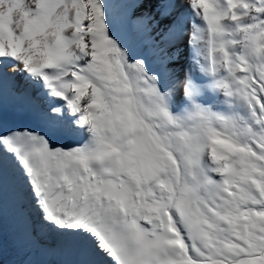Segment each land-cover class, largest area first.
Here are the masks:
<instances>
[{
    "label": "snow or ice",
    "instance_id": "6c2138e0",
    "mask_svg": "<svg viewBox=\"0 0 264 264\" xmlns=\"http://www.w3.org/2000/svg\"><path fill=\"white\" fill-rule=\"evenodd\" d=\"M8 95L39 129L0 131L31 247L264 264V0H0Z\"/></svg>",
    "mask_w": 264,
    "mask_h": 264
},
{
    "label": "bare ground",
    "instance_id": "6f19581e",
    "mask_svg": "<svg viewBox=\"0 0 264 264\" xmlns=\"http://www.w3.org/2000/svg\"><path fill=\"white\" fill-rule=\"evenodd\" d=\"M120 3L122 0H113ZM187 53L182 57L185 60ZM0 106V131L22 130L24 127L39 130L31 118L18 108L10 95L2 98ZM68 142L65 141V144ZM11 171V168H10ZM0 256L8 264H74L76 257L68 251L58 249H36L27 244L21 235L13 201L9 196L0 211Z\"/></svg>",
    "mask_w": 264,
    "mask_h": 264
},
{
    "label": "rangeland",
    "instance_id": "374dc122",
    "mask_svg": "<svg viewBox=\"0 0 264 264\" xmlns=\"http://www.w3.org/2000/svg\"><path fill=\"white\" fill-rule=\"evenodd\" d=\"M0 260H2V264H8V262L2 256H0Z\"/></svg>",
    "mask_w": 264,
    "mask_h": 264
}]
</instances>
